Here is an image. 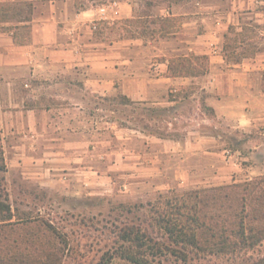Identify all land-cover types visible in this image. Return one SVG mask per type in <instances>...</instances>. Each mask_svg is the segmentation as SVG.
Wrapping results in <instances>:
<instances>
[{"label":"rangeland","instance_id":"1","mask_svg":"<svg viewBox=\"0 0 264 264\" xmlns=\"http://www.w3.org/2000/svg\"><path fill=\"white\" fill-rule=\"evenodd\" d=\"M81 2L133 6L131 17L115 14L91 28L93 39L116 43L117 62L128 54L135 70L149 68L153 76L158 65L186 59L200 73L178 75L173 83L116 84L106 93L92 92L79 80L70 94L85 99V114L82 122L69 120L67 138L92 142L66 152L63 166L51 172L8 167L4 155L0 190L8 194L14 220L22 219L0 228V257L45 262L42 244L61 248L54 257L58 264H135L125 258L130 252L148 264H264V239L248 249L214 246L241 242L237 232L245 215L246 226L264 230L260 190L244 212V192L228 188L264 181V0ZM32 7L24 1L15 13L30 17ZM211 38L224 57L219 68L201 51ZM236 64L243 95L229 107L238 120L212 105L234 89L224 72ZM129 91L144 97L133 99ZM195 214L205 222L195 230L202 250L177 242L164 227ZM130 232L147 233L160 251L138 248Z\"/></svg>","mask_w":264,"mask_h":264},{"label":"crops","instance_id":"2","mask_svg":"<svg viewBox=\"0 0 264 264\" xmlns=\"http://www.w3.org/2000/svg\"><path fill=\"white\" fill-rule=\"evenodd\" d=\"M24 1L31 3L33 10L30 17L20 18L15 10ZM109 4L119 17L133 15L131 4ZM106 5L78 0H0V145L8 167L51 172L63 166L66 152L85 148L92 142L67 138L69 120L82 122L85 114V99L70 94L79 87V80L98 93H106L116 84L127 88L138 83L150 86L155 80L176 81L167 74L166 63L158 65L160 72L152 76L149 68L135 70L134 59H127L128 54L121 52L126 59L117 62L120 53L116 43L93 39L92 24L106 20H101L100 13ZM114 10L109 12L110 16ZM213 41L206 40L201 51L209 53L219 68L224 57ZM238 66L227 72L222 69L229 77L222 75L223 80L234 89L222 99H212L217 112L236 120L240 116H234L229 106L238 103L243 95L237 89L244 83L238 78ZM125 93L133 99L144 97L132 91Z\"/></svg>","mask_w":264,"mask_h":264},{"label":"trees","instance_id":"3","mask_svg":"<svg viewBox=\"0 0 264 264\" xmlns=\"http://www.w3.org/2000/svg\"><path fill=\"white\" fill-rule=\"evenodd\" d=\"M180 62V63H179ZM178 63H172L168 65V71L167 74L172 77H176L178 75H197V73H200V71L197 70L195 66H193L191 60H182L179 61ZM181 69V70H179ZM179 70V71H178ZM183 70V71H182ZM198 71V72H197ZM0 160L3 162L0 164V169L5 170L6 165L4 163V152L3 149H0ZM2 185L0 184V187ZM239 185V184H234L228 187L231 190H235L234 192H244V195L242 197L243 200V211H247V206L250 204V200H252L251 195L256 192L257 190H260V198L264 197V192L263 195L261 194L264 188V181L260 180H255L253 182H247L245 186ZM241 188V189H240ZM263 200V198H262ZM249 202V204H248ZM264 203V202H262ZM180 211V210H179ZM16 214L13 211L12 205L9 202L8 194H4L3 191L0 190V228H5V227H13L16 224H19L21 219L20 218L18 221H15ZM248 216V215H247ZM245 217H242L241 222L239 224V231L237 232V235L241 237V242L236 241L232 243H228L227 241L219 242V243H214L217 244L218 246L220 245V249L222 251H232V250H239L242 248H253L256 246L258 243H260L264 239V230L263 228L256 229L254 226H246L245 224ZM194 219V220H193ZM201 218L198 215H194L191 220H187V222H183L180 224L179 222L175 223H170L168 221L165 222L164 227L167 230V232L176 237V241L179 242H188V244H192L196 246L198 249H205V246H202L200 242L198 241V235L195 233L196 224H204L205 222H200ZM190 226L191 228H187ZM191 229V230H190ZM201 229V228H200ZM193 233H189V232ZM134 233H129L128 239L130 242H134V244L138 248H143L145 247L146 250L151 251L153 253H158L161 249L160 246L157 244H152V240L149 237V235L146 234H141L137 233L133 235ZM228 239V238H227ZM39 251L44 253L46 255L47 260L45 262L35 259V260H30L24 256H16L12 258H2L0 257V264H58L56 259L54 258L55 256L58 257V254L60 253V247H45L42 244L39 245L38 247ZM127 253V252H126ZM149 253V252H148ZM126 255V254H125ZM126 259L129 261L135 263V264H148L146 260L141 259L140 257L135 256V253H128L125 256ZM98 264H109V262H100Z\"/></svg>","mask_w":264,"mask_h":264},{"label":"built area","instance_id":"4","mask_svg":"<svg viewBox=\"0 0 264 264\" xmlns=\"http://www.w3.org/2000/svg\"><path fill=\"white\" fill-rule=\"evenodd\" d=\"M111 10H114V9L110 6V4H108V5H106V6H102V7L100 8L101 20H105V19L107 20V19H110V18L113 17V15L116 14V11L114 10L112 16H110V15H109V12H110ZM98 26H99V25H98V22H97V21H94L93 24H92V29H97Z\"/></svg>","mask_w":264,"mask_h":264}]
</instances>
